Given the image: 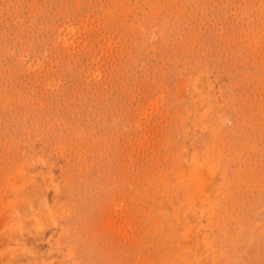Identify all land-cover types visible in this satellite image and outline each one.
<instances>
[{"label":"rangeland","instance_id":"374dc122","mask_svg":"<svg viewBox=\"0 0 264 264\" xmlns=\"http://www.w3.org/2000/svg\"><path fill=\"white\" fill-rule=\"evenodd\" d=\"M0 264H264V0H0Z\"/></svg>","mask_w":264,"mask_h":264}]
</instances>
